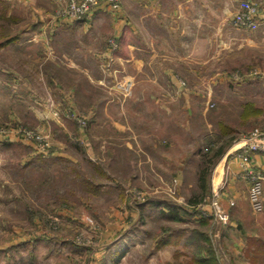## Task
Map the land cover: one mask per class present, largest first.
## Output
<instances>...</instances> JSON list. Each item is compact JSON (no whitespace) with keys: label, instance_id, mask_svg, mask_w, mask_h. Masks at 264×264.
I'll return each mask as SVG.
<instances>
[{"label":"rangeland","instance_id":"1","mask_svg":"<svg viewBox=\"0 0 264 264\" xmlns=\"http://www.w3.org/2000/svg\"><path fill=\"white\" fill-rule=\"evenodd\" d=\"M69 1L43 7L42 0H0V43L7 42L0 47V264H200L183 256L201 246L196 241L207 229L196 223L205 217L203 205L187 204L200 191L195 164L232 137L229 145L264 131V56L243 45L223 58L191 59L192 65L169 59L183 85L173 106L180 120L161 127L158 152L148 161L142 154L148 141L129 148L110 120H91L90 113L105 99L111 105L100 114L119 119L134 92L150 97L146 82L137 86L125 58L86 57L82 30L66 29L65 46L49 41L54 25L69 21L63 12ZM134 4H123L133 25ZM107 47L119 49L115 36ZM72 62L102 77L73 92L84 76ZM184 93L199 101L184 106ZM127 108L142 140L151 127L143 116L153 104ZM211 192L203 203L214 212L218 197L212 186ZM209 220V231L224 226L216 216ZM227 243L214 235L203 241L213 257L207 264H237Z\"/></svg>","mask_w":264,"mask_h":264},{"label":"crops","instance_id":"2","mask_svg":"<svg viewBox=\"0 0 264 264\" xmlns=\"http://www.w3.org/2000/svg\"><path fill=\"white\" fill-rule=\"evenodd\" d=\"M240 1L135 0L134 5L137 11L135 25L128 20L127 7L125 8L123 5L126 0H122L118 9H113L107 2L103 1L81 20L65 21L54 25L58 31L55 36H50L49 41L51 43L60 41V45L65 46V43L70 40L62 33H65L66 29L72 31L78 29L87 34L84 35V38L88 40L86 57L92 53L94 56L98 54L99 57L101 56L99 54L103 53L106 56L115 54L125 58L122 66H125L128 73L132 72L136 75L137 86L142 81L146 82L144 87L149 90L150 97H142L147 92L141 93V97L137 92H134L135 97L133 96L126 104L122 105V107L125 106V109L119 111V119L112 116L107 117L106 113L100 114L101 110H106L111 105L109 101L102 99L100 103L94 104L96 107L100 105L99 107L102 109L90 110L93 117L91 120H110L119 129V132L123 136L125 135L124 143L129 148L137 146L136 142L138 141H148V143L143 144L147 148H142V154L147 158L146 160L154 161L153 155L158 152L161 127L173 128L180 120L177 118L173 106L177 102L175 99L178 96L176 89H182L183 85L178 79L179 75L174 66L168 62L169 59L174 61L177 58L192 65L191 59L223 58L225 55L234 54L243 45H247L249 49L253 48L254 50H251L254 54H256V50L261 51L258 53L259 56H264V0H255L260 4L259 14L256 17L259 25L256 29L250 30L242 29L233 24V16L240 8ZM55 3L56 0H42L41 5L48 7V4L54 5ZM111 36H115L120 45L117 51L107 47ZM196 39L201 45L192 48L191 43ZM173 42H181L182 47L176 46L174 48L173 45L171 47L170 43ZM126 46L130 49L128 50ZM62 57L69 58L67 55H62ZM71 66H75L76 72L84 76L82 86L78 82L76 86L72 87L73 92H77L81 87L84 89L86 82L95 85L102 77L101 73L99 75L94 74L92 68H83L84 66L81 67L75 62H72ZM204 68L202 71L205 70ZM99 70L97 69V72H101ZM259 72L264 74V71ZM192 91L196 93V91ZM192 91L190 89L191 93ZM190 92L189 95H191ZM87 95L89 97L90 93ZM183 96L185 97L184 106L186 104L190 106L199 101V97H191V99L186 93ZM149 101L152 102L153 109L146 116H143V119L147 121L141 120L150 124L151 127L144 131L146 133L141 140V131L132 128V115L127 114V107L133 104L141 107ZM256 105L260 106L258 103ZM262 111L259 120L263 122L264 110ZM262 124L264 129V122ZM168 135L166 136L172 143V138ZM244 137L241 138L242 140H234L225 149L215 164L211 177V186L221 202L222 211L227 220L223 222V227H215L209 231V219L215 215L210 205L202 203L203 208L201 207V209L204 213L202 214L205 217L196 223L201 228L206 225L207 229L201 230L199 233L200 238L196 243L201 246H196L197 252H195L196 247L193 253V249L186 250L190 253L183 255L185 258L193 255L190 257L194 261L200 257L210 261L211 257L206 252L203 241L209 240L210 235H214L228 242L227 244H229L237 264H264V209L257 212L251 205L250 181L244 170V162L239 156L241 147L245 142ZM151 139L157 141L156 144L150 145ZM171 143L168 147L172 145ZM171 154L169 151L163 156L169 157ZM251 157L252 167L264 175V151L252 152ZM174 163L178 164V160ZM200 164V159H197L195 165ZM193 211L197 214L196 210ZM190 245L191 247L195 246L194 244Z\"/></svg>","mask_w":264,"mask_h":264},{"label":"built area","instance_id":"3","mask_svg":"<svg viewBox=\"0 0 264 264\" xmlns=\"http://www.w3.org/2000/svg\"><path fill=\"white\" fill-rule=\"evenodd\" d=\"M103 1L107 2L113 9H118L121 6V0H70L63 9L64 16L69 21L79 20L92 12L95 7ZM258 14L259 5L257 2L253 0H241L240 9L233 17L234 24L240 27L257 28L259 25L256 19ZM112 42H114V40H112ZM29 136L35 138L38 135L33 133ZM244 140L245 142L241 147L239 156L244 162V170L250 181L249 197L252 208L260 212L264 209V175L252 167L251 153L264 151V131H255L245 136ZM218 201L219 200L216 198L212 203L215 207L213 213L222 222H225L227 218L223 214V211L220 210L221 206Z\"/></svg>","mask_w":264,"mask_h":264},{"label":"trees","instance_id":"4","mask_svg":"<svg viewBox=\"0 0 264 264\" xmlns=\"http://www.w3.org/2000/svg\"><path fill=\"white\" fill-rule=\"evenodd\" d=\"M7 42H1L0 47L2 44ZM233 138V137H232ZM232 138H230L227 145L223 144L218 149L215 150L212 154L207 152L203 155L199 171H198V180H199V190L198 192L193 193V195L188 199L187 204L192 206L193 208H198L199 204H202L208 196L212 194L211 186H210V177L212 174V169L217 161L218 158L224 153L225 149L228 147L229 143L231 142ZM211 260H213L212 255L210 256ZM200 264H207L208 259L200 257L197 259Z\"/></svg>","mask_w":264,"mask_h":264}]
</instances>
